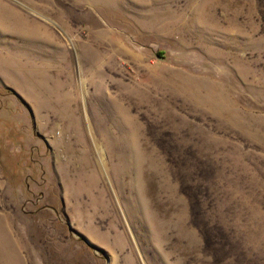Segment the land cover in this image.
<instances>
[{"label": "rangeland", "instance_id": "obj_1", "mask_svg": "<svg viewBox=\"0 0 264 264\" xmlns=\"http://www.w3.org/2000/svg\"><path fill=\"white\" fill-rule=\"evenodd\" d=\"M0 8V264H264V0Z\"/></svg>", "mask_w": 264, "mask_h": 264}, {"label": "bare ground", "instance_id": "obj_2", "mask_svg": "<svg viewBox=\"0 0 264 264\" xmlns=\"http://www.w3.org/2000/svg\"><path fill=\"white\" fill-rule=\"evenodd\" d=\"M0 11H2L4 13L3 15L6 17L7 20L13 19V15L11 14L10 11L8 12L7 10L2 9V8H0ZM14 18H16V17L14 16Z\"/></svg>", "mask_w": 264, "mask_h": 264}, {"label": "water", "instance_id": "obj_3", "mask_svg": "<svg viewBox=\"0 0 264 264\" xmlns=\"http://www.w3.org/2000/svg\"><path fill=\"white\" fill-rule=\"evenodd\" d=\"M88 245H90L89 243H87Z\"/></svg>", "mask_w": 264, "mask_h": 264}]
</instances>
